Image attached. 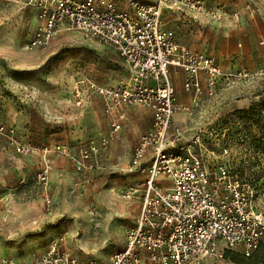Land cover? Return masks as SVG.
I'll return each mask as SVG.
<instances>
[{
  "label": "rangeland",
  "instance_id": "374dc122",
  "mask_svg": "<svg viewBox=\"0 0 264 264\" xmlns=\"http://www.w3.org/2000/svg\"><path fill=\"white\" fill-rule=\"evenodd\" d=\"M115 1L130 9L128 0ZM204 1L206 13L166 12V27L178 43L215 56L227 71L246 67L251 75L221 82L215 96L197 104L177 74L178 99L189 109L176 123L187 135L203 129L228 140L231 168L253 182L255 208L264 213V0ZM38 21L35 10L0 1V257L29 264L58 239L79 258L107 264L125 245L139 210V200L126 199L124 191L135 179L128 171L131 150L148 130L150 112L126 106L122 129L99 156L101 168L81 181L78 146L111 131L103 99L88 82L113 83L127 68L113 48L78 31L31 49ZM77 82L81 105L74 96ZM58 143L69 154L37 151ZM18 144L32 150L23 152ZM242 257L233 250L222 263L207 258L198 264H239L234 258Z\"/></svg>",
  "mask_w": 264,
  "mask_h": 264
},
{
  "label": "built area",
  "instance_id": "2783aa9c",
  "mask_svg": "<svg viewBox=\"0 0 264 264\" xmlns=\"http://www.w3.org/2000/svg\"><path fill=\"white\" fill-rule=\"evenodd\" d=\"M31 8L38 15L28 46L50 45L62 33L78 31L113 48L123 59L127 75L113 83L88 87L103 99L111 131L78 146L76 169L81 181L100 169V154L115 139L126 119L124 107L151 111L153 122L133 147L128 171L135 177L125 189L126 199H138L140 210L126 231L125 245L112 253L107 264H198L225 259L228 249L250 256L264 241V213L255 208L257 190L251 180L231 168L230 144L212 131L187 135L175 117L189 109L178 99L175 76L199 103L215 96L221 82H244L246 67L227 71L215 56L177 42L166 27L165 13L176 10L207 12L204 0H128L120 9L115 0H0ZM208 14L222 19L215 11ZM79 82L77 104L83 102ZM23 152L32 150L18 144ZM69 154L64 144H43L37 151ZM0 264H20L10 256ZM29 264H102L71 253L61 240Z\"/></svg>",
  "mask_w": 264,
  "mask_h": 264
},
{
  "label": "trees",
  "instance_id": "16d2710c",
  "mask_svg": "<svg viewBox=\"0 0 264 264\" xmlns=\"http://www.w3.org/2000/svg\"><path fill=\"white\" fill-rule=\"evenodd\" d=\"M231 251H233V250H231V249L226 250L225 258L229 256ZM241 255L243 256L241 260H235V258H234V261L238 262L239 264H261V263L264 264V241L260 244L258 249H256L252 253V255L245 256L242 253H241Z\"/></svg>",
  "mask_w": 264,
  "mask_h": 264
},
{
  "label": "crops",
  "instance_id": "0c3cea01",
  "mask_svg": "<svg viewBox=\"0 0 264 264\" xmlns=\"http://www.w3.org/2000/svg\"><path fill=\"white\" fill-rule=\"evenodd\" d=\"M187 10H189V9H187ZM186 11V10H185ZM184 11V12H185ZM189 11H193V10H189ZM188 12V11H187ZM194 12H196V11H194ZM197 13V12H196ZM177 74H180L181 75V71H178V73ZM176 74V75H177ZM175 78H176V76H175ZM181 80H182V75H181ZM181 83H182V81H181ZM177 86V85H176ZM177 89H178V87H177ZM183 89V88H182ZM182 91H184V90H182ZM184 93H185V91H184ZM127 107H125L124 109H126ZM149 111V110H148ZM150 112V116H151V124H152V122H153V115H152V113H151V111H149ZM175 120H176V117H175ZM151 124H150V126H151ZM149 126V127H150ZM149 129V128H148ZM133 150V149H132ZM132 150H131V153H132ZM130 159H131V157H130ZM139 210H140V203H139ZM139 210H138V213H139ZM138 213H137V215H138ZM136 215V216H137Z\"/></svg>",
  "mask_w": 264,
  "mask_h": 264
}]
</instances>
